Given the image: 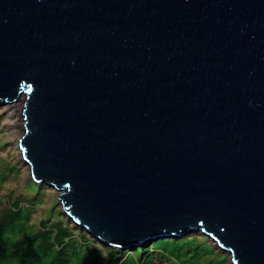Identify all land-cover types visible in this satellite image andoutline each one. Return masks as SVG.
<instances>
[{
  "label": "water",
  "instance_id": "1",
  "mask_svg": "<svg viewBox=\"0 0 264 264\" xmlns=\"http://www.w3.org/2000/svg\"><path fill=\"white\" fill-rule=\"evenodd\" d=\"M36 185L128 250L201 232L264 264V0H0V106Z\"/></svg>",
  "mask_w": 264,
  "mask_h": 264
},
{
  "label": "trees",
  "instance_id": "2",
  "mask_svg": "<svg viewBox=\"0 0 264 264\" xmlns=\"http://www.w3.org/2000/svg\"><path fill=\"white\" fill-rule=\"evenodd\" d=\"M7 179L2 176L0 187ZM34 185L40 191V186ZM31 218L30 213L23 212L22 201L13 202L12 196L0 209V264H120L124 258L122 249L98 246L95 239L82 229L76 231L63 218L50 225L45 220L34 225ZM198 238H168L164 243L143 247V251L141 247L126 251L133 252L129 256L132 264H156L157 256L161 262L176 264L177 258L191 255L192 251L184 248Z\"/></svg>",
  "mask_w": 264,
  "mask_h": 264
},
{
  "label": "rangeland",
  "instance_id": "3",
  "mask_svg": "<svg viewBox=\"0 0 264 264\" xmlns=\"http://www.w3.org/2000/svg\"><path fill=\"white\" fill-rule=\"evenodd\" d=\"M8 116L9 110L7 105L0 106V179L5 175L8 177L0 187V199L2 201L0 209L7 205L8 198L12 196L13 202L22 201L23 212L32 215L31 221L34 225H39L43 220L48 221L47 225H50L63 218V220L71 223L76 231L82 229L64 213L60 201L57 199L59 192L56 189L47 185H41L39 191L34 185L30 167L18 151L16 144L17 137L4 124ZM82 230L91 236L85 229ZM187 236L200 238L198 240H190L189 245L185 246L184 249L191 250V255L189 256V253L188 256L177 258L179 262H176V264H233L231 255L218 247L213 239L201 232H193ZM183 237L186 236L170 239H182ZM167 240L168 238L153 241L145 244L144 247H149L153 243L155 244V242L164 243ZM96 241L98 246L105 245L101 241ZM140 249L143 251L144 248L141 247ZM142 251L139 253H142ZM126 252L127 254H125ZM103 253L105 255V252H102V255ZM131 253L133 252L123 250L122 255L124 258L120 264H132L130 260L132 258H129ZM155 263L169 264L168 262H161L158 256L155 258Z\"/></svg>",
  "mask_w": 264,
  "mask_h": 264
},
{
  "label": "bare ground",
  "instance_id": "4",
  "mask_svg": "<svg viewBox=\"0 0 264 264\" xmlns=\"http://www.w3.org/2000/svg\"><path fill=\"white\" fill-rule=\"evenodd\" d=\"M23 103H24V100L22 97H20V98H18L17 101H15L11 104H8L7 108L9 110V116L4 122L5 126L9 130H11V132L14 135H16V137H17L16 138V144H17L18 151H19L21 156H22L21 148L19 147L20 146V138L24 134L23 132L25 129L24 128V116L22 115ZM56 191H57V189H56Z\"/></svg>",
  "mask_w": 264,
  "mask_h": 264
},
{
  "label": "clouds",
  "instance_id": "5",
  "mask_svg": "<svg viewBox=\"0 0 264 264\" xmlns=\"http://www.w3.org/2000/svg\"><path fill=\"white\" fill-rule=\"evenodd\" d=\"M203 234V233H202ZM217 244V243H216ZM218 245V244H217ZM218 247H219V245H218Z\"/></svg>",
  "mask_w": 264,
  "mask_h": 264
}]
</instances>
